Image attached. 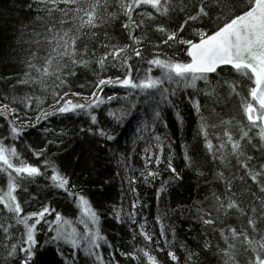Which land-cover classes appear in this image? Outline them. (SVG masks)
Wrapping results in <instances>:
<instances>
[{
  "label": "trees",
  "instance_id": "1",
  "mask_svg": "<svg viewBox=\"0 0 264 264\" xmlns=\"http://www.w3.org/2000/svg\"><path fill=\"white\" fill-rule=\"evenodd\" d=\"M22 3L23 0H0V77H11L6 82L0 80V107L4 103H9L8 100L3 99L4 96H14L17 99L31 96L33 97L32 107L29 109L24 104L10 105L17 111L9 112L8 119L15 118L16 125L25 128L21 138L22 142L19 140L14 142L10 135L8 139H3L2 134L7 121L2 116H0V140H3L6 148L16 147L20 159L34 166H40L43 171V157L37 160L29 151L28 146L30 145L38 151L47 144L48 139L59 141L62 136L63 143L59 145L60 151L53 159L56 160L59 170L70 178L71 183L76 185L73 191L84 194L100 217L99 228L105 240L99 241L100 247L95 251L103 257V264H149L148 256L144 254L145 251L149 256L156 258V264H186V262L187 264H225L226 258L222 250L231 252L233 259L230 264H249L250 260H254L256 254L264 256V249H260L258 245H254L257 248V253L252 252L251 249L246 251L245 248L248 246L242 236L236 240H230L234 247L228 249L220 234L221 229L234 227L238 232L245 229L249 237L254 240L264 237V218L258 220L259 231L254 233L247 225L248 217L241 215L236 209L230 210L228 215H225L229 199L238 203L241 209L247 210L253 200V192L257 196H264V193L259 192L258 186L245 175V170L240 167L237 158L231 155V145L227 144V137L224 136L225 131H228L233 139L238 140L242 134L241 129L248 130L249 122L244 114L243 104L251 102L249 92L250 88L255 86L252 81L235 72H225L223 79L227 83L217 86L214 81L213 96H205L203 92L198 94L197 98L201 102L202 113L208 124L206 129L208 139L212 143V151L217 156L215 161L205 147V138L199 132L198 117L187 103L188 97L183 91L179 93V100L176 97L171 98L177 100L180 113L185 117L182 127L177 126L173 109L166 108L163 104L159 107L167 127L159 121L153 125V106L145 102L144 96L129 95V90L109 86L104 87L102 96L105 99L110 95L117 98L101 105L99 109L95 110V113L98 116L99 126L110 130L116 136L114 141L107 142L99 136L90 134L85 136V134L79 133L81 127L94 129L97 127L91 125L90 117L85 114H57L36 124L35 117L41 110L52 111L51 106L55 103L54 92L62 94L70 89V94L64 99L84 103L85 97L89 100L93 99L91 94L95 91L93 83L98 79L97 74L104 78L109 76L123 78L125 69L121 68L118 62H112L111 57H109L105 71L101 72L98 64L95 63L97 57L110 50L101 47L102 42L118 46L128 44L135 47V45L121 27L126 17L120 14L117 18L112 19L110 24L93 30L98 34L97 36L92 39L82 37V42L79 43L81 49L84 44H87L90 51H95L96 56L91 57L93 62L88 68L77 67V75L70 78V85L65 83L64 86L57 87L59 81L54 78H50L43 88L38 84H18L17 79L23 77L24 71L27 70L25 61L30 58L29 49L36 50L39 47V56L41 57L46 56L48 50L47 44L37 46L26 43L29 40L27 33L32 31L31 27L23 30L25 34L21 35L22 29L17 21L24 20L25 23H30L23 15V11L26 10L22 11ZM175 3L179 5L182 0H175ZM142 8L146 11H153L147 6H142ZM140 11L141 9H137L133 14L137 20L142 18L137 15ZM119 12L118 0H110L108 14ZM171 15L182 16L183 14L172 12ZM143 19H145V30L147 31V38L141 45L144 59L136 57L132 47L127 50L132 56L128 62L133 66L134 79L137 75L140 78L145 77L149 67H152L151 75L153 77L160 75V69L146 63V60L151 59L156 51L153 45L160 44L164 38L161 33L154 31V25L166 21L175 27V22L168 21L166 17H158L155 20L146 17ZM68 26L65 25V27ZM143 31L137 29L134 35L140 36ZM189 34H191L190 30L181 35L187 37ZM176 47L180 48L179 53H176ZM183 47L177 45L169 48L168 45L161 44V51L165 53L161 58L175 56V59L180 62H189V57L183 51ZM36 63L42 65L43 60L38 59ZM113 63H116L117 66H113ZM33 75H36L35 72ZM215 79H220V77H215ZM229 83L235 85L238 95L231 93ZM197 86L201 89L205 88L203 81H197ZM71 92L81 95L73 96ZM187 93L191 95L192 90L188 89ZM125 96L128 97L127 100L123 99ZM157 99H159L158 95ZM133 100L138 101L136 109L129 118L125 119L123 125H117L111 117L107 116L108 109L115 110L126 107ZM254 106L257 107L255 104ZM229 121L230 123H226ZM257 132L258 129L253 128L249 132V136L253 138L252 143L259 147L260 141ZM64 133L67 135H63ZM157 136L161 138L160 146L156 140ZM222 141L225 142L224 149L219 148ZM241 143L244 145L245 155L240 157V161L247 162L253 171L264 166V151L253 148L247 143V140L241 141ZM160 147L163 148L162 154ZM48 148L54 150L53 145H48ZM145 149L148 150L147 153H145ZM185 151L192 157L190 168L186 167V162L183 159ZM154 154L160 155L163 161L171 159L173 167L181 172L184 179L168 184L171 173L167 170L166 163H161L158 169L159 175L155 179L150 178L151 182L146 183L141 176V172L144 171L145 156H153L155 159ZM222 154L227 158L225 163H221L219 159ZM47 155L51 156V151ZM248 156L253 159L247 161L246 157ZM9 158L13 164H19L15 157L9 155ZM119 158L124 159L129 179L135 180V183L129 184L130 201L124 193L119 177ZM149 167L153 171L157 170L154 163H150ZM198 170L203 175H198ZM48 171V179L42 176L37 178V183H29L28 180L22 181V184L28 186V192L37 197L36 201L24 203V196H27L28 193L21 196L20 189H17L16 194L25 213L38 211L42 207L41 202H43L69 221L68 224L61 222L60 226L63 231L71 232L75 228L78 233L83 235L84 224L80 220H87V217L80 212L77 207L78 202L74 203L73 197L67 196L62 190H49L45 187L46 184H51V169ZM10 172L11 170L0 171V195H3L7 190V176ZM218 172H223L224 177L231 180V192L227 191L223 180L216 178L215 174ZM11 174L15 175V173ZM238 176H244V180L236 178ZM162 183L167 185V190L157 199L156 192ZM217 197L220 199L218 200ZM133 203L136 204L135 209L132 207ZM221 203L224 207H221ZM257 204H259L258 201ZM56 212L52 216H48L47 220L54 221ZM133 212L135 215H132ZM207 213L211 214L210 217L206 215ZM117 214H119L121 222H117ZM8 215L3 209V205H0V223L3 224V227H0V264H8L5 260L7 253L5 245L10 246L18 243L24 232L22 224L18 225L15 220L5 219ZM202 216L215 220V224H203L200 219ZM10 224L13 227H9ZM141 225H143L144 231L152 236V243L145 241L144 237L139 234ZM47 227L48 225L43 222L42 227L37 226L36 238L40 244H43L47 237L55 235L54 232H47ZM53 227H56L55 223ZM5 228L10 236L5 233ZM162 229L163 236L160 235ZM225 234L230 235L228 232ZM206 242L210 245L207 250L205 249ZM60 247L64 252V258L57 255V245L50 242L48 246L38 252L39 264H100L95 256L88 257L82 250H73L62 242ZM83 247L85 245L82 242L81 249ZM137 249L140 250L137 260L121 255L122 252L136 251ZM169 251L175 252L178 261H173L168 256ZM73 252L76 254L73 255ZM189 252H198L199 255L187 260Z\"/></svg>",
  "mask_w": 264,
  "mask_h": 264
},
{
  "label": "snow or ice",
  "instance_id": "2",
  "mask_svg": "<svg viewBox=\"0 0 264 264\" xmlns=\"http://www.w3.org/2000/svg\"><path fill=\"white\" fill-rule=\"evenodd\" d=\"M109 4L110 0H23L21 9L22 11L26 10L23 11V15L30 23H25L24 20L17 21L22 29L21 35L25 34L23 30L31 27L32 31L27 33L29 40L26 43L36 44L37 46L47 44L48 50L47 55L41 57L39 56V47L36 50L29 49L30 58L25 61L27 70L24 71L23 77L17 79L18 84H38L43 88L50 78H54L59 81L57 87H62L65 83L70 85V78L77 75V67L88 68L93 62L91 57L96 56L95 51H90L87 44H84L81 49L79 43L82 42V37L92 39L97 36L98 34L93 30L110 24L111 20L117 18L120 14L126 17L121 27L126 31L128 38L133 41V45H135V47L128 44L118 46L109 42H102L100 46L110 50L97 57L95 63L98 64L101 72L105 71L109 57H111L112 62H118V65L125 69L123 78L120 76L104 78L97 74L98 79L93 83L95 91L91 94L93 99L89 100L85 97L84 103L74 102L71 99L65 100L64 98L70 94V89L62 94L54 92L55 103L51 106L52 111L41 110L35 117L36 124L40 123L41 120L48 119L49 116L57 114H85L90 117L91 125H96L97 127L95 129L92 127H81L79 133H83L85 136L89 134L99 136L103 141L107 142L114 141L116 136L110 130L99 126L98 116L95 113V110L99 109L101 105L117 98L110 95L105 99L102 96L104 87L109 86L129 90V95L144 96L145 102L153 106V125L159 121L167 127V123L163 121L162 110L159 107L163 104L164 107L173 109L177 126L182 127L185 117L180 113L177 100H179V93L183 91L188 97L187 103L198 117L199 132L205 138V147L212 154L215 161L217 156L212 151V143L208 139L206 131L208 124L202 113L201 102L197 97L201 92L205 96H213V82L215 81L217 86L227 83L223 79V74L225 72H235L241 76L248 77L255 85L250 88L249 92L251 102L243 104L244 114L249 122L248 130L242 128V134L238 140L233 139L228 131H225L224 136L227 137V144L231 145V155L237 158L238 164L245 170V175L253 184L258 186L260 193H264V166L257 171H253L249 168L247 162L240 161V157L245 155L244 145H242L241 141L247 140V143L252 145L253 148L264 151V0H191V2L182 0L179 5L175 3V0H118L120 12L114 14H108ZM142 6H147L148 9L153 11H146ZM137 9H141L137 13L138 16L142 17L139 20L135 19L133 15ZM172 12L182 13L183 15L173 16L171 15ZM143 17L151 20H155L158 17H166L168 21L175 22V27L166 21L154 25V31L161 33L164 38L160 44L153 45L156 51H154L151 59L146 60V63L160 69V75L153 77L151 75L152 67H149L147 70L148 74L145 77L140 78L137 75L134 79L132 75L133 66L128 62L132 59V56L127 50L132 47L134 55L144 59L141 45L147 38V31L145 30L146 22ZM65 25L69 26L65 27ZM85 29H88V31H85ZM137 29L144 30L143 34L140 36L134 35ZM189 30L191 34L187 37L181 35L189 32ZM161 44L168 45L169 48L177 45L184 46L183 51L190 58V61L180 62L175 59V56L162 59L161 56L165 55V53L161 51ZM175 51L179 53L180 48L176 47ZM121 53H124V55H121ZM38 59L43 60L42 65L36 63ZM113 66H117V64L113 63ZM33 72H35V76ZM215 77H220V79H215ZM10 78L4 76L0 77V80L6 82ZM197 81H203L205 88H199ZM80 86L83 87L84 85ZM229 88L231 93L239 94L236 93L234 84L229 83ZM188 89L192 90L191 95H188ZM71 95L77 96L81 94L71 92ZM157 95L159 99H157ZM172 97H176L177 100L171 99ZM3 99L9 101V103H4L0 107V116L7 121L2 134L3 139H8L10 135L14 142L18 140L22 142L21 138L25 128L18 127L15 118L8 119L9 112L15 113L17 111L15 107H10V105L24 104L26 108L30 109L33 97L27 96L17 99L14 96H4ZM123 99L127 100L128 97L125 96ZM62 101L63 103H61ZM137 102L133 100L126 107L115 110L108 109L107 116L111 117L117 125H123L125 119L129 118L136 109ZM254 104L258 105V108ZM37 107H39V104H37ZM226 123H230V121ZM33 127H35V124H33ZM253 128L258 129L259 147L252 143L253 138L249 136V132ZM46 131L49 130L46 129ZM63 135H67V133ZM217 139H220V137H217ZM156 140L158 146H160L161 138L157 136ZM61 143H63L62 136L59 141L48 139L47 144L38 151L30 145L28 146L29 151L37 160L43 157L42 171L40 166H34L20 159V154L17 152L16 147L6 148L3 140H0V171L8 172V170H11L7 176V191L5 194L0 195V205H3V209L9 214L5 219L15 220L16 224H22L24 228L18 243L10 246L5 245L7 249L5 260L8 264H39L37 254L48 246L50 242H54L57 245V255L62 258H64V252L60 247L61 242L64 245H69L73 250L84 251L88 257L95 256L100 264H103V257L95 251V249L100 247L99 241L105 240L99 228L100 217L84 194L73 191L76 185L71 183L70 178L59 170L56 160L53 159L57 152L60 151L59 145ZM48 145H53L54 150H50ZM224 147L225 142L222 141L219 148L224 149ZM160 150L162 154L163 148L160 147ZM50 151L51 156L47 155ZM147 151L145 149V153ZM9 155L15 157L19 164H13ZM183 159L186 162V167L190 168L192 166V157L187 151H185ZM219 159L221 163H225L227 158L222 154ZM252 159L253 157L251 156L246 157L247 161ZM150 163L156 165V171L149 167ZM161 163H166V168L171 173L168 184L184 179L181 172L173 167L171 159L163 161L160 155H155V159H153V156L146 155L144 171L141 172V176L146 183H150L151 179H155L159 175L158 169ZM49 169H51V184H46L45 187L49 190H62L67 196L73 197L74 203L78 202L77 207L80 212L87 217V220H80L84 224L83 235L78 233L75 228L71 232L63 231L60 226L61 222L68 224L69 221L64 219L55 209L43 204V202H41L42 207L38 211L25 213L21 201L17 197V189H20L21 196L24 193H28L27 196H24V203L36 201L37 197L28 192V186L22 184V181L28 180L29 183H37V178L42 176L48 179ZM11 173H15V175L13 176ZM197 174L203 175L199 170ZM215 176L223 180L227 191L231 192V180H227L223 172H218ZM236 178L241 181L244 180V176ZM130 183H135V180H130ZM166 190L167 185L162 183L156 192L157 199ZM252 196L253 200L247 210L241 209L238 203L229 199L225 215L227 216L230 210L236 209L241 215L248 217L247 225L255 233L259 231L257 227L258 220L264 218V196H257L254 192ZM217 199L219 200L220 198L217 197ZM257 201L259 204H257ZM132 207L135 209L136 204L133 203ZM221 207H224L222 203ZM54 212H56L54 221L47 220V217L52 216ZM132 215H135V213L133 212ZM206 215L210 217L211 214L207 213ZM116 219L117 222H121L119 214H117ZM200 219L205 225L215 224V220L211 218L202 216ZM30 221L32 222L30 223ZM42 222L48 225L47 232H54L55 235L47 237L44 243L40 244L36 237L37 226L42 227ZM54 223L56 227H53ZM0 227H3L2 223H0ZM9 227H13V225L10 224ZM4 231L10 236L7 228ZM226 232L230 233V235H226ZM139 234L144 237L145 241L152 243V236L144 231L143 225H141ZM220 234L228 249L234 247L230 240H236L241 236L248 246L245 248L246 251L251 249L252 252L257 253V248L254 245L264 249V237H261L260 240H254L249 237L245 229H241L238 232L236 228L229 227L221 229ZM160 235H164L163 229ZM82 242L85 247L81 249ZM209 247L210 245L206 242L205 249L207 250ZM160 250L162 251L163 249ZM139 251L137 249L136 251L122 252L121 255L137 260ZM222 251L226 258L225 264H230L233 259L231 252ZM75 254L76 252H73V255ZM144 254L148 256L149 264H156L154 256H149L147 251ZM198 255V252H189L187 260H191ZM168 256L173 261H178L175 252L169 251ZM249 264H264V256L256 254L254 260H250Z\"/></svg>",
  "mask_w": 264,
  "mask_h": 264
},
{
  "label": "rangeland",
  "instance_id": "3",
  "mask_svg": "<svg viewBox=\"0 0 264 264\" xmlns=\"http://www.w3.org/2000/svg\"><path fill=\"white\" fill-rule=\"evenodd\" d=\"M118 173H119V177H120V180H121V183L123 186L124 193L126 194L128 201H130V195H131L130 194V188H129L130 179H129V173H128L127 167L125 166L123 158H119ZM6 191H5V193H6Z\"/></svg>",
  "mask_w": 264,
  "mask_h": 264
},
{
  "label": "water",
  "instance_id": "4",
  "mask_svg": "<svg viewBox=\"0 0 264 264\" xmlns=\"http://www.w3.org/2000/svg\"><path fill=\"white\" fill-rule=\"evenodd\" d=\"M189 61H190V58H189ZM257 107H258V105H257Z\"/></svg>",
  "mask_w": 264,
  "mask_h": 264
}]
</instances>
